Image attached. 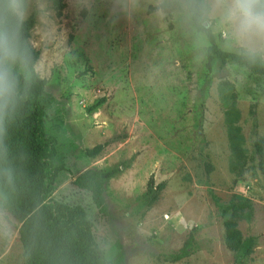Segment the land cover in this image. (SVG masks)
Wrapping results in <instances>:
<instances>
[{
	"label": "rangeland",
	"instance_id": "374dc122",
	"mask_svg": "<svg viewBox=\"0 0 264 264\" xmlns=\"http://www.w3.org/2000/svg\"><path fill=\"white\" fill-rule=\"evenodd\" d=\"M56 16L48 0H28L29 42L46 80L40 103L46 133L57 140L59 169L52 199L80 206L105 257L124 264H264V78L218 61L206 70L205 38L181 0H65ZM225 52L240 53L218 18L206 17ZM220 36V38H219ZM264 60V58H263ZM101 101L94 110L93 105ZM244 142L241 174L230 165L226 112ZM104 145L94 158L86 150ZM206 164L212 172L206 175ZM113 170L105 186L107 215L74 180L85 170ZM165 188L147 207L149 180ZM222 205L247 198L251 217L238 223L255 237L253 254L237 259L224 244ZM20 224L0 211V264H23ZM195 229V251L172 261Z\"/></svg>",
	"mask_w": 264,
	"mask_h": 264
},
{
	"label": "trees",
	"instance_id": "16d2710c",
	"mask_svg": "<svg viewBox=\"0 0 264 264\" xmlns=\"http://www.w3.org/2000/svg\"><path fill=\"white\" fill-rule=\"evenodd\" d=\"M48 1L56 16L60 17L66 6L65 0ZM181 1L195 33L203 36L208 43V73L212 70L213 62L218 61L220 69L233 63L244 67L252 75L264 78V60L261 56L252 58L244 53L222 51L211 28L205 25L206 17L193 15L187 7L188 0ZM34 23L33 19H28L20 24V40L27 52V67L19 75L20 94L14 106L0 119V211L8 213L20 224L18 233L23 250V264H124L122 258L114 263L105 257L82 207L68 206L52 199L59 173L55 165L57 140L48 135L45 129L46 113L40 98L44 93L46 80L35 70L39 53L29 42ZM100 104L101 101L90 110L96 109ZM234 115L237 116L234 109L226 112L231 155L240 161L237 165L231 164L230 169L233 172L237 170L235 173L238 176L244 160V140L231 119ZM253 147L254 153L262 159L264 137L255 141ZM103 148L104 145H97L85 153L94 158ZM205 168L208 176L212 167L206 164ZM114 174L113 170L88 169L74 180L78 189L90 194L102 216L108 213L105 186ZM164 188V183L154 186L152 179L149 180L147 191L142 196L147 207L158 199ZM209 194L223 220L226 248L237 259L246 260L253 254L256 238H244L238 223L241 219L251 217L250 201L242 195H234L232 201L222 205L212 191ZM195 232L193 229L182 247L169 254L172 261L187 258L195 251Z\"/></svg>",
	"mask_w": 264,
	"mask_h": 264
},
{
	"label": "clouds",
	"instance_id": "9594fccd",
	"mask_svg": "<svg viewBox=\"0 0 264 264\" xmlns=\"http://www.w3.org/2000/svg\"><path fill=\"white\" fill-rule=\"evenodd\" d=\"M187 7L193 15L218 18L244 54L264 58V0H188ZM25 10L26 0H0V119L14 106L27 67L20 40Z\"/></svg>",
	"mask_w": 264,
	"mask_h": 264
}]
</instances>
